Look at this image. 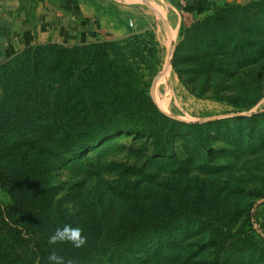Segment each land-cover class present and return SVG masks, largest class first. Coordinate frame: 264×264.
Listing matches in <instances>:
<instances>
[{
  "label": "rangeland",
  "instance_id": "1",
  "mask_svg": "<svg viewBox=\"0 0 264 264\" xmlns=\"http://www.w3.org/2000/svg\"><path fill=\"white\" fill-rule=\"evenodd\" d=\"M227 4L245 7L234 18L257 21L250 30L261 39L264 0ZM108 10L112 22L107 37L58 45L76 47L73 58L79 67L96 46L110 44L108 59L125 71L121 82L130 90L120 89L117 96L142 104L157 136L137 139L113 132L87 150L72 149L52 160L50 180L60 190L55 197L60 217L66 223L76 220L81 228L104 230L147 219L155 240L130 264H264V61L250 72L222 77L229 84L217 86L192 73V59L182 69L192 71L186 80L193 94L173 62L187 36L183 29L208 15L184 17L166 0ZM226 23L215 25L218 35L230 42L231 34L223 32L230 27ZM250 35L256 37L247 33L244 38ZM186 45L184 54L193 55L196 46ZM14 74L1 80L8 93L21 90ZM227 98L258 101L239 108L221 100ZM178 122L191 128L172 134L170 128ZM0 202L14 208L2 187Z\"/></svg>",
  "mask_w": 264,
  "mask_h": 264
},
{
  "label": "trees",
  "instance_id": "2",
  "mask_svg": "<svg viewBox=\"0 0 264 264\" xmlns=\"http://www.w3.org/2000/svg\"><path fill=\"white\" fill-rule=\"evenodd\" d=\"M243 8L224 4L210 12L207 20L183 29L187 36L177 46L173 69L189 91L193 92L186 74L192 71L197 77L205 76L206 84L220 86L229 84L227 77L244 69L250 72L264 61V35L260 39L250 30L257 21L234 18ZM224 19L230 27L223 32L234 39L230 42L218 35L219 27L216 29L215 24ZM259 20L264 24V17ZM247 33L258 40L251 42L256 38L251 35L244 38ZM189 43L196 46L193 55L184 54ZM110 48V44L96 46L82 66L76 67V47L49 43L28 48L0 65V187L14 204L10 209L0 202V264H49L53 250L49 236L65 224L81 228L76 220L66 223L59 215L60 204L58 201L56 205L55 197L60 190L50 180L52 160L72 149L87 150L113 132L137 139L157 136V126L144 113L142 104L117 96L127 87L120 76L125 71L109 61ZM192 59L196 68L182 69ZM12 72L21 90L8 93L1 80ZM221 100L239 108L258 101ZM171 127L172 134L179 128H191L179 122ZM146 220L125 221L111 230L82 227L87 237L84 247L75 249L61 243L55 250L76 264H130L140 259L144 248L155 240L154 227L146 226Z\"/></svg>",
  "mask_w": 264,
  "mask_h": 264
},
{
  "label": "crops",
  "instance_id": "3",
  "mask_svg": "<svg viewBox=\"0 0 264 264\" xmlns=\"http://www.w3.org/2000/svg\"><path fill=\"white\" fill-rule=\"evenodd\" d=\"M144 0H0V64L44 44H75L111 33L109 6ZM250 0H166L181 15L202 19L216 7ZM130 21H133L130 19Z\"/></svg>",
  "mask_w": 264,
  "mask_h": 264
},
{
  "label": "clouds",
  "instance_id": "4",
  "mask_svg": "<svg viewBox=\"0 0 264 264\" xmlns=\"http://www.w3.org/2000/svg\"><path fill=\"white\" fill-rule=\"evenodd\" d=\"M53 250L49 253V264H76L71 258H66L60 255L55 250V246L61 243L71 244L73 248L80 249L87 244V237L83 235V230L80 227H73L70 224H65L57 228L48 239Z\"/></svg>",
  "mask_w": 264,
  "mask_h": 264
},
{
  "label": "built area",
  "instance_id": "5",
  "mask_svg": "<svg viewBox=\"0 0 264 264\" xmlns=\"http://www.w3.org/2000/svg\"><path fill=\"white\" fill-rule=\"evenodd\" d=\"M183 16H184V17H187V18H193V17H191V16L189 17V16H187V15H185V14H183ZM129 25H130L131 27H133V26H134V22H133V21H130V22H129Z\"/></svg>",
  "mask_w": 264,
  "mask_h": 264
}]
</instances>
